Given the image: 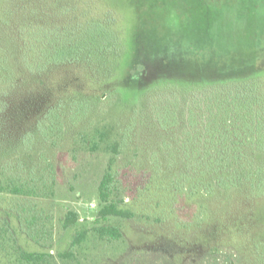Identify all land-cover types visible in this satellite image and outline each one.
Here are the masks:
<instances>
[{
	"label": "rangeland",
	"instance_id": "374dc122",
	"mask_svg": "<svg viewBox=\"0 0 264 264\" xmlns=\"http://www.w3.org/2000/svg\"><path fill=\"white\" fill-rule=\"evenodd\" d=\"M57 1L59 4L54 5V0H42V4L51 5L46 9L54 7L63 15L55 23L57 27L73 21L75 27L85 28L98 19L84 10V0L74 2V8L67 13L63 11L70 1ZM38 2L35 4L39 11L43 7ZM97 6L98 10L114 12L119 34L128 45L126 54L131 62L140 61L149 72L161 71L164 64L177 67L172 70L193 68L194 57L205 62L209 58L206 55H211L212 48L205 49L208 43L221 51L244 55L246 65L258 66L264 80V0H100ZM55 16L51 15V19ZM43 18L38 15L34 22L46 28L51 20ZM129 68L128 65L125 74ZM134 72L137 78L139 72ZM105 88L92 90L88 96L78 94L63 99L50 120H43L42 132L33 133L31 143L26 146L19 139L0 140L2 206L13 207L11 198H23L10 193L14 186L27 183L33 189L36 197L24 199L32 201L49 219L53 258L49 264H264V198L253 208V245L258 244L259 253L255 258L241 248L239 251L226 246L215 250L207 234L192 227L200 210V188L207 185L213 194L216 184L206 183L201 175L198 179L192 167H183V161L169 156L171 146L175 148L184 134L195 133L187 121L189 100L194 96L191 90L160 85L133 95V90L124 84L122 70L112 85ZM80 102L85 103L84 112L76 108ZM160 108L173 117L166 128L157 121ZM199 122L205 124L204 120ZM132 123L134 127L122 152L115 156L111 170L124 199L125 205L121 206L130 205L134 211L138 210L134 200L136 189L148 185L147 192H155L157 199L163 196L164 203L155 208L147 206L145 210L162 212L168 223L152 230L139 222L144 220L111 219L108 223L118 227L123 238L116 242L101 241L92 230L99 209L97 188L113 156L110 148L105 152L103 147L125 138ZM102 132H108L109 138L93 151L92 144L99 141L98 134ZM207 205L212 206L210 202ZM68 212H74L78 221L63 229L62 220ZM210 212L216 217L225 210L212 213L210 208ZM183 222L192 228H183ZM81 232L85 233L84 241L73 246L74 237ZM10 238L16 239L24 251H40L17 228L4 234L0 242L6 244ZM8 245L0 246L5 259L2 264H17L14 248Z\"/></svg>",
	"mask_w": 264,
	"mask_h": 264
},
{
	"label": "trees",
	"instance_id": "16d2710c",
	"mask_svg": "<svg viewBox=\"0 0 264 264\" xmlns=\"http://www.w3.org/2000/svg\"><path fill=\"white\" fill-rule=\"evenodd\" d=\"M54 1V5L59 4ZM69 1L63 13L73 9L74 2L82 0ZM98 1L84 0V10L98 17L84 28L75 27L73 21L57 27L55 23L63 15L53 6L51 10L46 9L51 5L42 4V0H0V140L19 139L22 146H26L31 143L33 133L42 132L43 120H50L63 99L78 94L88 96L92 90L109 88L121 70L124 84L133 90V95L160 85L191 90L190 94L194 96H188L191 101L187 121L195 133L184 134L175 143V148L170 147L169 156L183 161V167H192L198 179L201 175L206 183L216 185L213 194L207 185L200 188V210L193 222L195 225L183 222L182 227L203 231L215 250L226 246L239 251L241 248L255 258L259 253L258 244L253 245V208L264 198V157H260L264 154V80L260 78L261 69L256 65L248 67L244 55L221 51L207 43L205 49L212 48L211 55H206L209 57L207 61L194 57L195 62L191 61L195 64L193 68L172 70L177 67L164 64L161 71L149 72L140 61L131 62L125 49L128 45L118 31L116 15L108 9L98 10ZM35 2L43 9L38 11ZM38 15L51 20L46 28L44 24L34 22ZM51 15H56L53 20ZM39 46L41 50L37 49ZM147 59L142 58L148 64ZM128 65L130 70L125 74ZM134 71L139 72L137 78ZM76 108L84 112L85 103H78ZM156 114L162 128L173 121L164 109ZM199 120H204L205 124H198ZM47 127L51 128V125ZM133 127L132 123L127 128L125 138L103 147L105 152L110 148L109 153L113 156L97 188L99 209L92 230L101 241L116 242L123 238L122 231L108 223L111 219L144 220L139 222L152 230L168 223L162 212L145 210L147 206L155 208L164 203L163 196L157 199L155 192H147L148 185L136 189V212L130 205L121 206L125 205L124 199L117 186L116 174L111 170L115 156L122 152ZM98 135L100 139L93 142V151L109 138L108 132ZM33 192L27 183L14 186L10 193L23 198H11L13 207L2 206L3 198L0 197V240L4 234L17 228L40 249L27 252L19 248L16 239L10 238L6 244L1 241L0 244L14 248L17 264H49L50 260L53 261L49 219L32 201L24 199L36 197ZM209 202L211 207L207 205ZM210 208L212 213L217 210L225 212L214 217ZM77 221V215L68 212L62 220V228L68 229ZM84 239L85 233L81 232L74 237L72 245H78ZM4 260L0 254V264Z\"/></svg>",
	"mask_w": 264,
	"mask_h": 264
}]
</instances>
